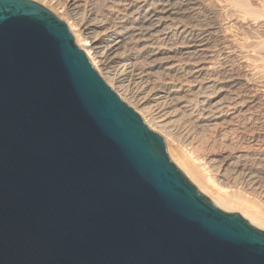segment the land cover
Listing matches in <instances>:
<instances>
[{
    "label": "water",
    "instance_id": "obj_1",
    "mask_svg": "<svg viewBox=\"0 0 264 264\" xmlns=\"http://www.w3.org/2000/svg\"><path fill=\"white\" fill-rule=\"evenodd\" d=\"M0 264H264V230L190 181L65 21L0 0Z\"/></svg>",
    "mask_w": 264,
    "mask_h": 264
},
{
    "label": "bare ground",
    "instance_id": "obj_2",
    "mask_svg": "<svg viewBox=\"0 0 264 264\" xmlns=\"http://www.w3.org/2000/svg\"><path fill=\"white\" fill-rule=\"evenodd\" d=\"M221 209L264 230L207 173L264 188V0H34Z\"/></svg>",
    "mask_w": 264,
    "mask_h": 264
},
{
    "label": "rangeland",
    "instance_id": "obj_3",
    "mask_svg": "<svg viewBox=\"0 0 264 264\" xmlns=\"http://www.w3.org/2000/svg\"><path fill=\"white\" fill-rule=\"evenodd\" d=\"M204 3H207V5H213V6H219L218 5V0H200ZM39 3V2H38ZM41 4V3H40ZM47 8V7H46ZM54 13V12H53ZM56 15V14H55ZM57 16V15H56ZM58 17V16H57ZM61 19V18H60ZM62 21H65L64 19H61ZM66 22V21H65ZM67 23V22H66ZM68 25V24H67ZM71 30V29H70ZM72 32V31H71ZM101 75V74H100ZM121 97V96H120ZM127 103V102H126ZM132 107V106H131ZM136 111V110H135ZM137 112V111H136ZM142 116V115H141ZM143 118V117H142ZM144 119V118H143ZM145 121V120H144ZM156 132V131H155ZM159 133V132H157ZM160 134V133H159ZM162 137H164L162 134H160ZM165 139V137H164ZM166 141V140H165ZM169 153V152H168ZM170 155V154H169ZM171 157V156H170ZM172 159V158H171ZM173 161V159H172ZM174 162V161H173ZM175 163V162H174ZM176 164V163H175ZM178 166V165H177ZM180 168V167H179ZM181 169V168H180ZM182 170V169H181ZM183 171V170H182ZM184 172V171H183ZM185 173V172H184ZM214 181H216L215 185H218V187H213L212 184L210 185V189L215 192V194H217V188H219V186L222 187V191L223 193L230 198L231 201H233V203L236 201V203H244L248 206H253L256 209L264 212V188L261 187H255L251 184H247L244 183L240 180H236L232 177H222L220 176L216 171L207 172ZM186 174V173H185ZM186 176L188 177V175L186 174ZM189 178V177H188ZM190 179V178H189ZM190 181H192L190 179ZM192 183H194L192 181ZM194 185H196L194 183ZM197 186V185H196ZM198 187V186H197ZM199 189V188H198ZM200 190V189H199ZM202 192V191H201ZM203 193V192H202ZM205 194V193H204ZM206 195V194H205ZM208 196V195H206ZM209 197V196H208ZM210 198V197H209ZM212 200V199H211ZM218 207V206H217ZM220 208V207H219ZM221 209V208H220ZM223 210V209H222ZM225 211V210H224ZM227 212V211H226ZM231 213H240V212H231ZM241 214V213H240ZM242 215V214H241ZM243 216V215H242ZM244 217V216H243ZM245 218V217H244ZM247 219V218H245ZM249 222L250 220L247 219ZM251 223V222H250ZM252 224V223H251ZM253 226L257 227L256 225L252 224ZM258 228V227H257ZM261 229V228H259Z\"/></svg>",
    "mask_w": 264,
    "mask_h": 264
}]
</instances>
